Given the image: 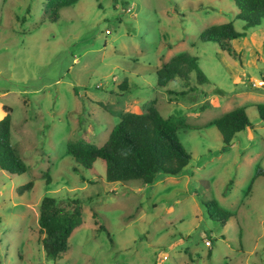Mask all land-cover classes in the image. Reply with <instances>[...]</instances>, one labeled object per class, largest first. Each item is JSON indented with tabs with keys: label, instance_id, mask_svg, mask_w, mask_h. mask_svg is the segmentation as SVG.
<instances>
[{
	"label": "rangeland",
	"instance_id": "374dc122",
	"mask_svg": "<svg viewBox=\"0 0 264 264\" xmlns=\"http://www.w3.org/2000/svg\"><path fill=\"white\" fill-rule=\"evenodd\" d=\"M47 2L0 0V120L9 107L26 166L0 170V264H264V19L232 42L237 61L199 40L228 22L243 31L231 0H79L55 22ZM183 53L208 83L191 75V90L179 79L157 88L155 71ZM149 105L187 125L177 138L191 160L178 176L109 183L102 160L85 169L67 154L68 142L101 147L123 114ZM237 108L250 127L225 147L210 123ZM45 197L81 207L56 261L41 246ZM213 201L231 214L224 225Z\"/></svg>",
	"mask_w": 264,
	"mask_h": 264
},
{
	"label": "trees",
	"instance_id": "16d2710c",
	"mask_svg": "<svg viewBox=\"0 0 264 264\" xmlns=\"http://www.w3.org/2000/svg\"><path fill=\"white\" fill-rule=\"evenodd\" d=\"M79 0H48L46 10L49 21L55 22L58 10L71 6ZM237 8L235 19L242 21L243 31L235 30L233 22L211 26L200 33L201 42L216 43L219 49L231 59L240 61L232 42L243 36L249 28H256L264 19V0H231ZM202 86L208 78L201 71L198 59L183 53L173 56L155 71L156 87L164 89L175 79L191 90L190 79ZM125 82L120 87H124ZM202 107L201 109H203ZM259 119L264 123V103L255 106ZM6 115L0 120V170L9 175H21L26 166L20 160L10 142L9 107H2ZM214 126L225 147H230L236 134L250 127L244 108H237L214 119ZM187 129L183 117L171 115L163 118L154 105H149L143 114L125 113L112 128L106 142L96 147L77 142H68L67 154L81 167L91 169L96 160L105 164V179L109 183L138 181L151 185L159 174L178 176L189 164L191 155L186 152L177 138L179 130ZM76 171V169H74ZM264 176V170L257 169L256 176ZM31 183L19 188L22 194L31 188ZM215 216L224 225L230 213L220 210L215 201ZM211 211V210H210ZM81 224V207L77 200L45 197L39 205L38 226L44 237L41 242L45 258L56 261L68 249L72 232Z\"/></svg>",
	"mask_w": 264,
	"mask_h": 264
}]
</instances>
